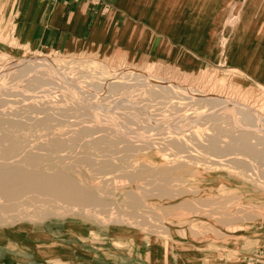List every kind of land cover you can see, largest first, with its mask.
Wrapping results in <instances>:
<instances>
[{"label":"rangeland","instance_id":"1","mask_svg":"<svg viewBox=\"0 0 264 264\" xmlns=\"http://www.w3.org/2000/svg\"><path fill=\"white\" fill-rule=\"evenodd\" d=\"M89 1L94 38L50 49L44 0H0V170L107 204L0 196V264H264V125L231 112L264 118V0Z\"/></svg>","mask_w":264,"mask_h":264},{"label":"bare ground","instance_id":"2","mask_svg":"<svg viewBox=\"0 0 264 264\" xmlns=\"http://www.w3.org/2000/svg\"><path fill=\"white\" fill-rule=\"evenodd\" d=\"M29 61H34V60H29ZM29 61H27V62H29ZM38 61H39V63L37 62V64H32V62L29 64L26 63L25 65L21 66V68H23L24 70L27 69L29 71L30 70L34 71L35 68H37L36 70H38L39 68L47 67V69H45L46 70L45 72L39 71L40 75L37 76L38 78L39 77L41 78V77H44V75H47L49 77V79L51 77H53V78H56L57 80L63 79L64 82H66V83L71 82L70 79H68L67 77H63L62 76L63 74L61 75V72L59 69L53 68V67H55V65H54L55 63L52 59L42 58V59H39ZM60 83H62V82H60ZM161 86H163V85H161ZM74 89L77 90V86H75V84H74ZM219 100H221V99H219ZM223 102L226 103L229 101L224 100ZM230 105H231V103L227 104L224 108H228ZM231 112L233 114L236 113L237 115H244V116L246 115L247 122L244 123L242 121L245 124V126H247V125L248 126L249 125L254 126L255 124L256 125H261V124L264 125V118L260 114H257L256 112H253L250 110L249 111H247V110H236L234 107L231 108ZM244 119H245V117H244ZM254 119L256 120V122H252ZM257 121L258 122L261 121V123H258ZM252 136H254L253 131H250L249 129L248 130L244 129L243 131H241V133L238 135V137H236L234 139V141L236 143L239 140L251 139V138H253ZM211 145H212V150L215 153V154L213 153V155H216V156H225V155L229 154L230 152H232L233 150H235V151L237 150V148H235V146L227 147L228 149L221 148L220 145H218V141L216 138H212V144ZM243 145H245V144H243ZM252 146L253 145H251V144L245 148H240L238 146L239 147L238 149L246 150L248 152L246 154H251V152L253 150ZM130 174H132V172H130ZM121 180H123V179H121ZM125 181H126V179H125ZM127 182H128V179H127ZM30 190L31 191L37 190V191H40V192L45 193V194L50 193V194L58 195V196L65 197V198L69 197L71 199V202L74 203L75 205H77L76 207H84V206H88L91 208H95V207L105 208V207H107V204L104 203V200H102L101 198H97V197L92 198L89 193H86L83 189L81 190V188L75 183L74 180H71L67 177H63L60 175H41V174H33V173H31V174L25 173L24 175H18L15 173L14 174L9 173L8 171H6V169L0 170V196L8 198L10 196H12V197H13V195L17 196L19 194H22V193H24L26 191H30ZM132 198H133L134 204L140 203L141 197L139 195L132 194Z\"/></svg>","mask_w":264,"mask_h":264},{"label":"crops","instance_id":"3","mask_svg":"<svg viewBox=\"0 0 264 264\" xmlns=\"http://www.w3.org/2000/svg\"><path fill=\"white\" fill-rule=\"evenodd\" d=\"M44 2L39 36L43 47L55 49L90 41L101 27V8L89 0Z\"/></svg>","mask_w":264,"mask_h":264}]
</instances>
